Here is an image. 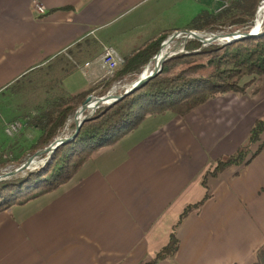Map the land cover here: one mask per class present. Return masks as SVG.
<instances>
[{
    "label": "crops",
    "instance_id": "1",
    "mask_svg": "<svg viewBox=\"0 0 264 264\" xmlns=\"http://www.w3.org/2000/svg\"><path fill=\"white\" fill-rule=\"evenodd\" d=\"M164 2L0 0V98L15 81L61 57L53 66L59 73L76 66L62 80L66 93L107 80L104 48L124 59L170 33L155 34ZM199 5L186 9L190 20L206 8ZM251 89L217 96L183 116L147 117L94 153L64 186L0 213V264H142L166 244L184 208L207 193L175 228L176 253L156 264H258L264 147L247 166L229 167L202 185L213 163L245 144L264 116V80Z\"/></svg>",
    "mask_w": 264,
    "mask_h": 264
},
{
    "label": "trees",
    "instance_id": "2",
    "mask_svg": "<svg viewBox=\"0 0 264 264\" xmlns=\"http://www.w3.org/2000/svg\"><path fill=\"white\" fill-rule=\"evenodd\" d=\"M261 1L230 0L229 5L219 11H216L217 5L214 10L203 8L189 21L186 30L215 33L226 29H244L247 33ZM171 33H163L151 39L141 49L122 59V64L112 77L80 94L70 95L62 88L63 78L76 69L75 65L70 69L61 67L59 73L57 67L53 68L60 64L62 57L35 70V73L33 71L25 75H41L37 72L47 68L48 73L44 72L36 80L39 86H43V94L49 96L44 98L38 108H33V114L27 116L26 125L38 132L35 141L23 155L11 159L0 168L12 166L14 169L35 151L47 147L54 139L71 136L75 129L72 118L77 107L91 94L102 96L116 83L134 81ZM199 49V42L189 40L185 46V51L189 54L170 58L163 64L161 73L142 88L112 105L97 109L92 118L81 126L77 137L60 146L45 165L9 181L0 182V213L13 206L27 204L64 186L94 153L116 144L147 117L167 113L183 116L217 96L227 93L245 94L250 87H255L264 80V22L262 32L257 37L227 45H210L194 53ZM244 78H248L247 81L243 82ZM263 132L264 116L254 122L245 144L234 153L219 158L213 168L205 173L202 185L206 188L208 178H216L229 167H243L251 163L263 150ZM208 197L207 193L201 201L184 208L166 244L142 264H156L176 253L179 239L175 228Z\"/></svg>",
    "mask_w": 264,
    "mask_h": 264
},
{
    "label": "rangeland",
    "instance_id": "3",
    "mask_svg": "<svg viewBox=\"0 0 264 264\" xmlns=\"http://www.w3.org/2000/svg\"><path fill=\"white\" fill-rule=\"evenodd\" d=\"M186 1L188 2V6H186ZM166 0L162 5V13L160 16H163L162 19L157 21V31L155 34L161 32L160 30H166L167 32H176V31H184L188 27L189 18L187 17L186 9L190 10V7L197 8L200 7L199 3H194L191 0ZM230 2V0H227ZM201 4H204L206 8L212 9V6L216 2H212L211 0H203ZM161 6V5H160ZM255 19V17H254ZM162 20L163 27H159L160 21ZM162 28V29H159ZM263 29V26H262ZM261 29V30H262ZM230 30V29H226ZM239 32H244V29L238 30ZM221 32V31H220ZM203 33H209L204 31ZM219 33V32H215ZM181 41L175 40L171 46L180 45ZM220 45V44H213ZM119 68V66L114 70V72ZM48 73V69L44 68L37 73ZM113 72V74H114ZM111 73L110 77L113 76ZM37 74H32L25 78H20L21 80L17 82L15 85L9 87L6 91H4L3 95L0 98V166L3 164L9 163V161L15 157H19L29 149L32 143L35 141L38 136V132L34 129L29 128L27 123V116L33 114V108H38L41 105L42 101L45 97L49 95L43 94V86H39L37 83V77L41 76ZM73 79H78L79 75L74 76ZM65 78H63L64 80ZM248 78H244V81H247ZM19 80V79H18ZM17 80V81H18ZM35 80V81H33ZM16 82V81H15ZM132 80H126L123 83H116L112 86L113 91H119L122 87L130 85ZM47 83V81L45 82ZM261 83V82H260ZM258 83L257 86L260 84ZM34 84V85H30ZM252 87V90H255L256 87ZM110 89V90H111ZM21 90V91H18ZM47 93V92H46ZM91 97H97L96 94H91ZM99 97V96H98ZM86 100V99H85ZM35 110V109H34ZM18 121L22 124L21 130L14 134L13 136H7L4 129L6 124ZM214 164V163H213ZM13 170L12 166H7L5 168H0V173L8 172ZM258 264H264V255L260 254V260Z\"/></svg>",
    "mask_w": 264,
    "mask_h": 264
},
{
    "label": "water",
    "instance_id": "4",
    "mask_svg": "<svg viewBox=\"0 0 264 264\" xmlns=\"http://www.w3.org/2000/svg\"><path fill=\"white\" fill-rule=\"evenodd\" d=\"M263 1L264 0H262L259 5ZM257 12L258 8L255 13V18L257 17ZM254 25L255 19L253 20L252 27L247 33L233 30H224L219 33H203L184 30L171 33L161 43L158 52L142 68L134 82L128 86L122 87L119 91H113L111 89L105 95L87 97L83 104L77 107L73 115L72 121L75 125V129L71 136H61L54 139L47 147L35 151L13 170L0 173V182L9 181L25 172H32L45 165L60 146L72 142L77 137L81 126L92 118L97 109L112 105L142 88L146 83L161 73L163 64L170 58L189 54L185 51V46L189 40H195L200 43V49L194 52L198 53L203 48L213 44L227 45L247 38L257 37L261 34L262 30L256 28ZM178 39L181 41L180 45L172 47L171 44Z\"/></svg>",
    "mask_w": 264,
    "mask_h": 264
},
{
    "label": "built area",
    "instance_id": "5",
    "mask_svg": "<svg viewBox=\"0 0 264 264\" xmlns=\"http://www.w3.org/2000/svg\"><path fill=\"white\" fill-rule=\"evenodd\" d=\"M203 0H193L195 3H200ZM213 2L217 3V10L219 11L223 8H226L229 5V2L227 0H213ZM35 10L37 14H43L44 10L37 4H35ZM122 61V59L118 56V54L112 49V48H104L103 52L100 57V62L107 70V73L109 74L110 70H115L119 63ZM22 128V124L18 121H13L5 126V133L7 136H13L14 134L18 133Z\"/></svg>",
    "mask_w": 264,
    "mask_h": 264
},
{
    "label": "bare ground",
    "instance_id": "6",
    "mask_svg": "<svg viewBox=\"0 0 264 264\" xmlns=\"http://www.w3.org/2000/svg\"><path fill=\"white\" fill-rule=\"evenodd\" d=\"M263 22H264V1L258 7L257 17L255 18V25L254 26L256 28L262 29ZM121 64H122V61L119 63V66ZM113 72H114V70H110L109 73H111V75H112Z\"/></svg>",
    "mask_w": 264,
    "mask_h": 264
}]
</instances>
